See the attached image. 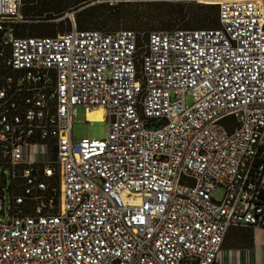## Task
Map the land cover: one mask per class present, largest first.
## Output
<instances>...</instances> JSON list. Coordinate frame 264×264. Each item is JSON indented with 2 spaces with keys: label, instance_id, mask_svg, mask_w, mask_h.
Returning a JSON list of instances; mask_svg holds the SVG:
<instances>
[{
  "label": "built area",
  "instance_id": "built-area-1",
  "mask_svg": "<svg viewBox=\"0 0 264 264\" xmlns=\"http://www.w3.org/2000/svg\"><path fill=\"white\" fill-rule=\"evenodd\" d=\"M177 1L217 3L218 25L104 32L71 11L18 36L22 2L0 0V264H220L231 227L264 230V5ZM78 106L103 109V138L73 140Z\"/></svg>",
  "mask_w": 264,
  "mask_h": 264
},
{
  "label": "rangeland",
  "instance_id": "rangeland-1",
  "mask_svg": "<svg viewBox=\"0 0 264 264\" xmlns=\"http://www.w3.org/2000/svg\"><path fill=\"white\" fill-rule=\"evenodd\" d=\"M171 1L173 3H178L182 6L184 12L192 16L193 21H189L186 27L183 29L191 28H210L217 26V21L211 18L210 12L211 8H206V5L217 6L219 5L214 2H200L195 3L191 1H177V0H137L127 3H121L118 10L108 9L107 13L111 12L115 14L119 11L120 19V29H128L133 31H138L145 35L148 31L161 29V23L165 21V5L162 3H167ZM93 3H101L104 7H110V5L102 2H90L86 5L81 6L78 10H82ZM264 3V0H262ZM151 4V5H150ZM115 6V5H114ZM74 10H69L71 12ZM65 15V14H64ZM60 16L49 20H40L33 23L30 22H20L19 25L22 27L24 34L39 32L45 27H60V23H68V19ZM195 21V22H194ZM97 30V29H95ZM185 100L188 104L192 102L191 96L186 95ZM85 111L83 106H78L73 115V125H72V136L74 141H79L82 138H103L106 133V123L103 120H87L85 118ZM50 157V154L48 155ZM5 178L0 171V211L4 205L6 211L8 203V190L10 185L8 170L5 171ZM222 188H217L214 192L215 199L219 200L222 197ZM4 197V201L2 199ZM2 214L0 213V218Z\"/></svg>",
  "mask_w": 264,
  "mask_h": 264
},
{
  "label": "trees",
  "instance_id": "trees-1",
  "mask_svg": "<svg viewBox=\"0 0 264 264\" xmlns=\"http://www.w3.org/2000/svg\"><path fill=\"white\" fill-rule=\"evenodd\" d=\"M94 1L95 0H21V13L26 22L33 23L40 20L54 19L56 17L63 16L69 10H74L76 27L78 29H97L104 32L119 30V21L121 20V17H119V11L115 14L111 12L107 13L108 9L118 10V4L106 8L101 3H93L81 11L78 10L81 6ZM162 5H165L166 19L161 23V29L171 30L174 28H184L189 21H193L192 16L184 12L180 4L167 1V3H162ZM205 7L211 8L210 16L217 21L218 25V7L214 5H206ZM63 25L64 23L61 22L60 27L56 26L55 29H53V27H45L39 32L24 34L22 27L17 24L15 31L18 36H53L56 35L57 32L70 29L69 21L68 23L66 22L64 27Z\"/></svg>",
  "mask_w": 264,
  "mask_h": 264
},
{
  "label": "crops",
  "instance_id": "crops-1",
  "mask_svg": "<svg viewBox=\"0 0 264 264\" xmlns=\"http://www.w3.org/2000/svg\"><path fill=\"white\" fill-rule=\"evenodd\" d=\"M264 230L231 227L223 241L220 264H264Z\"/></svg>",
  "mask_w": 264,
  "mask_h": 264
},
{
  "label": "bare ground",
  "instance_id": "bare-ground-1",
  "mask_svg": "<svg viewBox=\"0 0 264 264\" xmlns=\"http://www.w3.org/2000/svg\"><path fill=\"white\" fill-rule=\"evenodd\" d=\"M262 4L264 5V3ZM102 115L103 109L101 107H94L86 111V118L88 120H102Z\"/></svg>",
  "mask_w": 264,
  "mask_h": 264
}]
</instances>
